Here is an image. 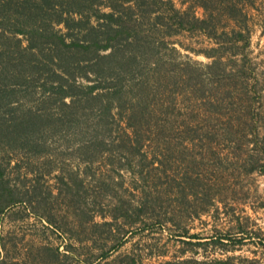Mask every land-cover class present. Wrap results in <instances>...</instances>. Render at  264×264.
<instances>
[{
    "label": "rangeland",
    "instance_id": "374dc122",
    "mask_svg": "<svg viewBox=\"0 0 264 264\" xmlns=\"http://www.w3.org/2000/svg\"><path fill=\"white\" fill-rule=\"evenodd\" d=\"M201 1L172 0L211 22L213 35L194 28L169 37L159 61L124 74L121 100L106 96L112 78H80L99 83L92 102L49 99L41 81L17 94L22 110L52 125L0 139L10 190L0 200V264H103L105 252L119 264L221 255L219 244L182 243L186 229L244 238L229 254L264 264V247L250 242L264 238V0H234L232 13L223 0H208V9Z\"/></svg>",
    "mask_w": 264,
    "mask_h": 264
},
{
    "label": "trees",
    "instance_id": "16d2710c",
    "mask_svg": "<svg viewBox=\"0 0 264 264\" xmlns=\"http://www.w3.org/2000/svg\"><path fill=\"white\" fill-rule=\"evenodd\" d=\"M207 1L200 4L207 8ZM233 1L223 0V8L230 7L234 12L239 3L234 6ZM158 6L162 9L158 10ZM242 15L246 18L243 12ZM151 18L153 23L146 21ZM60 24L68 31L58 29ZM210 24L207 19L196 18L192 10L177 9L172 0H0V139L16 141L36 136L41 127L52 125L49 117L18 106L17 94L22 89H32L34 82H42L40 90L48 92L49 99L58 97L59 102H64L72 97L78 102L85 95V100L92 102L101 87L99 83H81L80 78L95 82L112 78V92L106 96L121 100L125 75L145 68V63L159 61L154 58L158 51L174 42L169 37L194 28L210 36ZM20 35L26 38L27 45L22 44ZM105 110L109 113L111 105L107 104ZM5 170L0 161V188L4 190L0 200L9 190ZM5 209L0 205V212ZM177 236L186 245L219 244L223 247L221 255H181L159 264H258L263 260L256 254L252 258L229 254L237 251V244H244V238L235 240L234 235L201 237L186 229ZM205 238L210 239L204 241ZM225 240L232 241V245ZM250 242L264 247L262 237ZM109 257V252L101 255L103 264H119L108 261Z\"/></svg>",
    "mask_w": 264,
    "mask_h": 264
}]
</instances>
